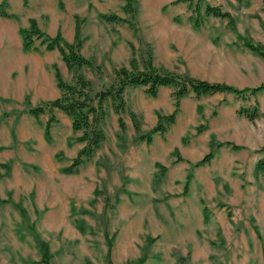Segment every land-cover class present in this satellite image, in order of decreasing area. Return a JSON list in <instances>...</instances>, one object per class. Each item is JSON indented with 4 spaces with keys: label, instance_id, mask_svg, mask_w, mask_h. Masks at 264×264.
Instances as JSON below:
<instances>
[{
    "label": "rangeland",
    "instance_id": "rangeland-1",
    "mask_svg": "<svg viewBox=\"0 0 264 264\" xmlns=\"http://www.w3.org/2000/svg\"><path fill=\"white\" fill-rule=\"evenodd\" d=\"M192 1L133 0L127 10L125 0H6L0 29L14 32L0 36V264H264V89L252 92L264 57L249 46L264 49V0ZM207 4L231 16L207 14ZM32 21L89 63L70 69L36 36L26 47ZM149 65L244 92H190L176 105L174 86L156 95L126 86L121 111L104 101L99 147L74 165L86 143L49 104L62 95L57 69L68 84L89 81L97 105L120 69Z\"/></svg>",
    "mask_w": 264,
    "mask_h": 264
},
{
    "label": "trees",
    "instance_id": "trees-1",
    "mask_svg": "<svg viewBox=\"0 0 264 264\" xmlns=\"http://www.w3.org/2000/svg\"><path fill=\"white\" fill-rule=\"evenodd\" d=\"M59 5H64L63 0H58ZM189 5L192 8L193 1L188 0ZM6 0L0 2V15H10L5 9ZM125 8L130 10L133 5V0H125ZM197 8L199 7L196 6ZM205 11L207 14H213L222 17H230L231 14L228 11L222 10L219 5L207 4ZM108 21H116L119 17L115 14H103L102 15ZM192 17V16H191ZM195 25H200L198 18L194 19ZM25 46L29 47L34 42V37L41 39L42 43L46 44L48 49L58 48L62 54L63 59L67 63L70 69L75 66H79L85 63H89V60L78 54L76 50V44L64 39L60 32L56 36L50 37L44 34L38 27L36 21H32L29 28L24 30ZM78 36V34H76ZM251 49L259 52L264 57V49L253 43H249ZM56 77L58 84L62 89V95L49 104L54 107L62 109L69 114L72 118V124L75 131H82V135L79 136V140L85 142V146L80 149L77 157L75 158L74 165L80 163L83 156H89L94 150L99 147L101 141L104 138L101 123L104 119L105 112L103 104L105 99L110 97L117 111H121L123 108L122 94L126 86H139L143 85L147 87V91L152 95H156L160 86H174L176 88V105H179V101L182 97L188 95L190 92H194L197 95L230 91L234 93H243V89H239L232 84L211 82L204 79H198L191 76L181 75L163 68H157L153 65H149L145 70L130 71L126 68H122L117 72V80L113 82L106 90H102L97 94V105L92 103V97L89 94L90 82L84 77L79 76L77 78L78 84H68L61 76L60 71L57 69ZM264 89V82L253 88L252 92ZM41 108L33 109L34 113H39ZM166 120V123L164 122ZM175 120V112L164 116H159V122L153 129L166 130L168 124ZM120 125L124 126V121L120 118ZM50 123H47V131L49 130ZM145 138V136H143ZM150 134L147 139L151 140ZM264 149V148H262ZM207 159V156L203 161ZM72 168V167H71ZM69 168V169H71ZM256 170L264 173V155L256 162Z\"/></svg>",
    "mask_w": 264,
    "mask_h": 264
},
{
    "label": "crops",
    "instance_id": "crops-1",
    "mask_svg": "<svg viewBox=\"0 0 264 264\" xmlns=\"http://www.w3.org/2000/svg\"><path fill=\"white\" fill-rule=\"evenodd\" d=\"M212 5H218V4H212ZM220 6V5H219ZM227 10V9H226ZM228 12H230L229 10H227ZM179 13H182L181 11L179 12ZM231 13V12H230ZM14 32V30L11 28V27H9V29L7 28V27H1V29H0V36H2L5 32ZM69 34H71V35H69L67 38L68 39H74L75 38V35H76V31L74 32V33H72L71 31H70V33ZM95 39L97 40V41H99V39H100V37H98V35L96 34V36H95ZM259 158V157H258Z\"/></svg>",
    "mask_w": 264,
    "mask_h": 264
}]
</instances>
